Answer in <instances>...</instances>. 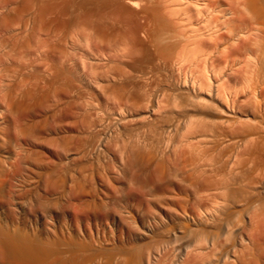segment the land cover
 Instances as JSON below:
<instances>
[{
	"label": "bare ground",
	"instance_id": "6f19581e",
	"mask_svg": "<svg viewBox=\"0 0 264 264\" xmlns=\"http://www.w3.org/2000/svg\"><path fill=\"white\" fill-rule=\"evenodd\" d=\"M0 264H264V0H0Z\"/></svg>",
	"mask_w": 264,
	"mask_h": 264
}]
</instances>
